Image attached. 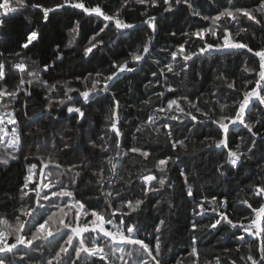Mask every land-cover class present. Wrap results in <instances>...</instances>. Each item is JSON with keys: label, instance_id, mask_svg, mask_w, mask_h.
<instances>
[{"label": "trees", "instance_id": "1", "mask_svg": "<svg viewBox=\"0 0 264 264\" xmlns=\"http://www.w3.org/2000/svg\"><path fill=\"white\" fill-rule=\"evenodd\" d=\"M2 2V0H0ZM61 0H28V3H39L44 7H53ZM193 6L200 11L203 16L214 17L220 10L230 5L237 7L253 8L257 0H192ZM86 6L99 4L102 9L112 14L117 9H121L124 0H84ZM147 9L149 14L157 17V32L152 39L150 57L139 64L129 63L130 67L135 70L124 72L118 80L113 81L110 85V93H100L87 103H84L76 93H72L73 101L67 102L62 107L53 105L52 115L49 116L45 110L47 101L45 96L48 93L37 84L31 85L32 96L27 98V109L22 105L24 99L23 93L16 101L9 103L4 111L15 110L16 119L18 120V132L20 143L18 150L5 148L0 144V158H8L9 163L0 162V217H6L10 222L14 221V214L24 205H31L33 199L28 197L24 201L20 200L21 189L28 175V167L36 163L37 169L34 170V180L39 179V173H44L45 182L51 180L56 188L68 186L73 191L75 199L81 200L86 205V210H96L105 215L113 209L123 206L124 201L117 197L115 199L107 197L106 192L111 190L121 191V195L128 199L136 198L145 199L141 209L129 216L124 217L125 225L135 224L138 231L134 233L136 237L148 243L154 248L156 233L154 228L160 218L166 219V229L162 230L161 235V253L158 257L161 264H193V257L189 255L193 247V237L196 238V244L199 251V264H215V257L220 258V264H231L235 260L236 264H243L241 256H246L251 247L252 254L256 255L259 244L258 237L250 236L243 230L240 224L247 227L254 218L246 205L240 203L241 199H248L253 207H257L261 201L254 197L249 190L250 185L260 183L261 168L258 166L264 158V143L257 139V147L254 150L255 155L252 159L245 161L244 165L238 169L229 171L227 178L222 179L217 176L216 168L219 163H223V156L220 149L208 147L212 140L218 138L219 131L215 124L204 120L200 117L199 123L192 121L190 118L181 115V120L172 121L167 115L156 114L155 122L157 132L154 128H147L144 132L138 133L136 128L146 121L149 115H153V108L166 105L167 101L182 95L188 96L190 100H195L200 96L198 107L203 111L213 109L214 118H218L222 113L219 104L229 105L225 113L231 114L233 104L242 98V93L248 90L252 85L248 81H255L258 76L255 73H246L244 69L257 68L258 58L248 53L246 49L228 51H210L208 53L194 58L195 62L189 61L187 74L180 73L174 76L167 73V83L175 87V92H168L162 86L164 78L153 77L152 72L157 71L165 62L170 60V52L175 50L179 44L183 43L189 37L182 33H191L197 28L211 26V20L201 19L197 16L190 15V10L186 5L181 4L172 12H164L162 7H151L150 5H139L129 0L128 6L120 12V17L126 22L136 24L135 29L127 30L126 37H118L116 30L111 22L109 28L101 33L104 39V47L95 52L94 55L84 58L82 56L83 47L87 46L88 39L103 27L106 23L101 17L95 14L89 16L82 10L65 7L50 13L49 22H41L42 13L40 9H26L23 15H17L6 19L5 26L0 31V52L4 54L7 64L18 61L15 53L20 52L29 65V70L41 67L44 63L56 60V47L61 49L64 59L57 60L54 69H49L43 73V79L49 84L59 82L57 91L53 93L56 99L63 98L62 85L67 82L71 87L83 90L82 78L88 73L100 72L107 75L112 69L111 61L125 59L130 61V53L137 48H141L145 39L150 35L151 30L141 21L145 18L141 15ZM79 21L78 33H73L71 29L75 22ZM221 24L224 22L221 21ZM37 26L41 33V40L34 47L28 50H21L19 45L23 42L26 32L32 26ZM233 36L242 42H246L254 49L264 46V32L254 21L247 18H240L239 23L227 25ZM237 28L247 29L246 32H240L236 36ZM176 35L172 36L171 33ZM209 42H214L211 37H206ZM69 40H73L72 46L68 47ZM201 46V42L195 37L189 39L186 45L187 50H196ZM11 54V55H10ZM159 60L160 64L154 63ZM36 61V64L31 63ZM182 63V62H181ZM223 73L228 81H235L236 90L228 89L225 83L217 81L216 77ZM8 80L9 90L11 86L19 81V74L16 71L9 73ZM23 78L29 77L27 72L23 73ZM77 77L81 79L78 80ZM159 79L160 84L155 81ZM152 82V83H150ZM24 87H29L25 84ZM164 91V96L159 97L157 93ZM213 92L215 95H213ZM119 102V130H120V149L119 151H128L134 146H143L152 153L148 161H143L138 154L129 153L122 161L119 158L117 174L122 179H117L115 187L105 183L100 188L96 183L97 177L93 176L94 172H99L101 167L106 164V157L109 154L115 156L114 147L117 140L116 134L111 131L109 120L110 113L113 111V101ZM149 101L150 103H145ZM207 102V103H206ZM75 104L81 107L85 113L83 119L78 120L77 114H69L66 111L68 106ZM182 106L188 110V105L182 102ZM2 107V102H0ZM264 107L253 100L250 104L252 109L250 114L245 116L246 120L252 121L259 119L264 122V113L260 108ZM25 111L27 115H25ZM194 114L195 111L193 110ZM199 115V114H197ZM58 117V118H53ZM165 123L172 124L171 139H184L185 146L178 147L175 152L172 151L168 140L165 136V129L161 127ZM12 125L6 126V131L10 132ZM264 135V127L257 125L256 129ZM240 137L247 142L250 140V134L240 125L233 126L230 129V141L234 146L241 143ZM7 138H5V143ZM95 143L96 147L92 144ZM68 144L71 147L64 148ZM109 146V152L101 151L100 145ZM243 147V145H242ZM15 156L12 159L7 154ZM165 155H172L175 159L179 157L174 164H170L166 173L167 178L172 182L174 188H166L159 193H150L148 197H143L141 192V183L137 179L141 169H152L154 174L159 176L158 170L153 168V161L163 158ZM50 158V159H49ZM48 167L44 168L43 163ZM59 165V167H57ZM76 165L72 172H68L70 166ZM183 170L188 175V184L193 187V197L186 195V186L180 171ZM51 171L52 176L47 177ZM76 176V181L72 183V177ZM105 175H108L105 168ZM127 185V186H125ZM31 188L32 185L30 184ZM34 198V193L31 194ZM43 195V190L41 191ZM202 197H207L205 201L206 208L216 207L219 209V199L227 197V213L230 219L237 222V227L232 228L225 222H222L217 229H207L204 225L209 224L212 219L216 218V213L207 211L203 216H196L193 213L195 204ZM217 197V204H212L211 198ZM67 198L52 197L49 201H42L44 208L40 209L41 213L51 214L58 212L60 207H64V201ZM157 200L165 201L159 208L155 207ZM67 212L68 209L65 208ZM22 219H27L23 217ZM88 220L91 219L89 216ZM120 216L114 218V223L119 224ZM71 221L75 225L74 212H69L65 222ZM196 222L200 227L197 231L191 230V223ZM85 217L82 215L80 223H85ZM111 230V226H108ZM28 232V227L24 229ZM102 234L85 233V242L91 246V241L95 238L105 247L109 253L108 260L101 261L98 257H89L87 264H141L142 259H148L146 254L139 250V246L123 245L125 252L122 254L124 260H120V253H113L110 249L117 245L110 242L109 238L100 239ZM243 237V239H240ZM66 238V237H65ZM14 241V237L8 240L9 243ZM39 243V242H37ZM74 245L76 241L74 240ZM58 244L51 245L47 242L40 245L39 250L36 244L32 249H26L25 246L19 245L16 255L12 253L0 254L6 256V264H44V260L50 258L57 250ZM26 253V255H25ZM71 254V249L69 250ZM84 254H81L83 260ZM23 257V260H21ZM64 264H68L67 258ZM79 264V262H77ZM149 264L151 261L149 260Z\"/></svg>", "mask_w": 264, "mask_h": 264}, {"label": "snow or ice", "instance_id": "2", "mask_svg": "<svg viewBox=\"0 0 264 264\" xmlns=\"http://www.w3.org/2000/svg\"><path fill=\"white\" fill-rule=\"evenodd\" d=\"M133 3L139 5H150L151 7H162L164 12H172L176 7L184 4L190 10V15L200 17L201 19L211 20V26L197 28L191 33H182V35L189 37H195L196 40L201 42V46L196 50H187L186 45L189 44V39H186L183 43L179 44L175 50L170 52V60L165 62L162 67H159L157 71L151 73L153 77H162L164 78V84L162 85L164 89L168 92H175L176 89L172 85L167 83V73H172L174 76H179L180 73L187 74L190 67L189 61L195 62L194 58H198L205 53L210 51H228L232 52L235 50L246 49L248 53H251L254 57L258 58V67L257 68H245L246 73H255L258 76V79L255 81H248V84L252 85L248 90L243 91L242 98L239 101L234 102L233 109L234 111L231 114L225 113V110L228 109L229 105L227 103H220L219 100H216L215 103L219 104L221 115L218 118H214L213 109L209 108L208 111H203L198 107L200 101V96H197L195 100H190L188 96L182 95L177 98L169 99L166 105L153 108V115H149L145 122L141 123L136 131L138 133L144 132L147 128H154L157 132L159 129L156 128L155 122L157 119L156 114H164L168 116V119L172 121L181 120L182 114L184 117L190 118L192 121L197 123L201 122L200 117H203L204 120L210 121L215 124L218 128L219 135L218 138L211 141L208 147H215L216 149L221 150L223 156V163H219L216 168L217 176L226 179L229 171L238 169L242 167L245 161L252 159L255 155L254 150L257 147V139L264 143V135H262L256 129L257 125L264 127V122L259 119L256 120H246L245 116L250 114L252 109L250 104L253 100L257 101L259 105L264 106V46L254 49L249 46L248 43L237 40L232 32L230 31L228 24L239 23L240 18H247L249 21H254L256 25L260 26L261 31L264 32V0H257L255 7L249 9L247 7H237L235 5H230L228 7L220 10L214 17L203 16L202 13L196 10L193 6L192 0H132ZM129 0H124V3L121 5V9H117L114 13H106L99 4L94 6H86L84 0H61L60 3H57L53 7H44L39 3H28V0H2L0 2V31L3 30L5 26L6 19L23 15L26 9H40L42 13L41 22L47 24L49 22L50 13L56 12L57 10L63 9L65 7H71L74 9L82 10L83 13L91 16L95 14L97 17H101L106 23L103 24V27L100 28L93 36L88 39L87 46L82 49V56L88 58L91 55H94L96 51L104 47V39L101 36V33L105 32V29L109 28V23L111 22L116 30L118 37H126L127 30L135 29L138 26L133 23L126 22L120 17V12L124 7H127ZM145 17L142 21V25H146L148 29L151 30L153 35L147 37L142 44L141 48H137L130 53V61L125 59L123 62L119 60L111 61L110 68L112 69L107 75L97 72L95 75L88 73L82 78L83 90L75 87H71L67 82H65L61 87L63 89V98L56 99L53 97V93L57 91L59 82L49 84L47 80L43 79L42 74L47 73L49 69H54L56 66V61H62L64 59L63 53L59 46L56 47V60L44 63L41 67L37 64V67L29 70V65L26 63L25 58L21 56L20 52L15 53L19 58L18 61L13 62L12 64H7L4 54L0 52V102H2V107H0V144L4 145L5 148H11L13 150H18V145L20 143V135L18 132V120L16 119L15 110L4 111V108H7L9 103L16 101L20 98L21 93H23L24 99L21 101L25 110L28 106L27 98L32 96L31 85L34 83L39 87L43 88L48 95L45 96L47 101L45 110L49 116L52 115L53 105L57 107L64 106L67 102L73 101L72 93H76L79 98L82 99L84 103H87L90 98L99 95L100 93H110V85L113 81L118 80L120 75L124 72H132L135 69L129 66V63L139 64L142 61H145L146 58L150 57V50L152 47V39L154 34L157 32V17L155 15L149 14L147 9L141 13ZM224 23L221 24L220 22ZM79 21L75 22V26L71 29L73 39H75V34L78 33ZM246 32L247 29L237 28L236 36H239L240 32ZM172 36H175L176 33H171ZM206 37H211L214 42H209ZM3 37L0 36V39ZM41 40V33L37 26H32L26 32L23 42L19 45L20 49L28 50L30 47H34ZM73 40H69L68 47L72 46ZM264 43V41H262ZM11 55V54H10ZM154 63L157 65L160 64L159 60H154ZM182 62V63H181ZM31 63L36 64V61H31ZM11 71H16L20 75L19 81L17 84L11 86L9 90L8 80L10 79L9 73ZM27 72L28 79L23 78V73ZM80 80V77H77ZM217 81H221L226 84L228 89L236 90L235 81H228L223 73H220L216 77ZM152 83V82H150ZM156 84H160V80L155 81ZM27 84L29 87H24ZM164 91L157 93L159 97L164 96ZM213 95L215 93L213 92ZM182 102L188 105V110L182 106ZM145 103H150L145 101ZM207 103V102H206ZM195 113L199 114H194ZM66 111L69 114L76 113L77 119H83L85 113L82 111L81 107H76L75 104L68 106ZM260 111L264 113V107L260 108ZM25 115L27 112L25 111ZM58 118V117H53ZM109 120L110 129L113 131L117 140L115 141V149L117 150L115 156L109 154L106 157V164L101 167L99 172H94L93 176L97 177L96 183L100 188H103L105 183L111 184L115 187V181L117 179H122L117 174L118 163L115 162L117 158L120 161L124 157L129 156V153L138 154L143 161H148L149 157L152 156V153L145 149L143 146H134L128 149V151L121 152L119 137L121 135L118 124H119V102L113 101V111L110 113ZM12 125L11 131H6V126ZM240 125L247 130L250 134V140L245 142L243 137H240L241 143L235 144L234 146L230 141V129L233 126ZM163 127L165 131V136L168 140V143L173 152L176 151L178 147L183 148L185 146L184 139H171L172 137V124L165 123ZM5 138L7 142L5 143ZM243 145V147H242ZM93 147H96L95 143L92 144ZM71 147L68 144L64 145V148ZM101 151L108 153L109 146L103 144L100 145ZM12 159H15V156L7 154ZM50 159V158H49ZM179 157L176 156L175 159L172 155H165L163 158H158L153 161V168L158 170L159 176L154 174L152 169H141L137 179L141 183V192L143 197H148L150 193H159L161 190L166 188H174L172 182L167 178L166 173L168 171L169 165L174 164ZM0 162L4 164L9 163L8 158H0ZM41 163L43 160L41 159ZM258 166L261 168L260 176L261 182L250 185V191L254 197H258L261 203L257 207H253L252 203L248 199H241L240 203L246 205L247 208L254 213V218L251 219L249 226L244 227L243 224H240L243 227V230L248 233L250 236L258 237L259 244L257 247L256 255L252 254L251 247L249 246V251L246 256H241L240 260L243 264H264V158L261 159ZM38 165L36 163L31 164L28 167V175L25 178V182L21 189L20 200L24 201L26 197L33 199L31 205L22 204L21 207L17 210V214H14V221L10 222L6 217H0V254L12 253L16 255L14 250L19 251L18 246L23 245L26 249H32L33 244H36V249H40L42 243L47 242L51 245L53 243L58 244L57 250L51 255L50 258L44 260V264H64L65 257L67 258L68 264H87L89 257H98L101 261H107L109 258V253L105 251V247L100 244L97 239L91 241V246L85 242L84 234L85 233H96L97 235L102 234L100 239L104 237L109 238L110 242L117 245L115 248L110 249L113 253H120V260H124L123 253L125 248L123 245H133L139 246V250L146 254L148 259H142L141 264H161V260L158 258L161 253V235L162 230L166 229V219L160 218L158 223L154 228V232L157 234L155 238L154 248L150 247L148 243H145L144 240L139 239L134 235L138 231L135 224L125 225L124 217L131 215L132 213L137 212L141 209V206L145 203V199L136 198L128 199L121 195V191L109 190L106 192V196L110 198H121L124 203L121 208L113 209L108 214V219L105 218V215L101 212H98L94 209L86 210V205L83 201L75 199L73 191L69 190L68 186H61L57 190L56 185L48 180L45 182L44 173L41 171L39 173V179L34 180V175ZM43 167L47 168L48 164L43 163ZM59 167V165H57ZM76 165L70 166L68 172H72V169ZM105 168H107L108 175H105ZM79 173L77 172L75 176L72 177V183L76 181V176ZM181 177H183L184 184L186 186V195L188 197H193V187L188 184V175L181 170ZM52 172L47 173V177H51ZM32 185L30 188L29 185ZM127 186V185H125ZM43 190V195L41 191ZM34 193V198L32 197ZM52 197L57 198H67L64 201V207H60L58 212H52L51 214L41 213L39 210L44 208L42 201H49ZM194 198V197H193ZM207 197H202L199 202L195 204L193 208V213L196 216H203L207 211H212L216 213V218L204 225L207 229H217L218 226L225 222L227 225L232 228L237 227V222H234L229 218L227 213L228 200L227 197L219 199V209L216 207L206 208L205 201ZM218 198L212 197V204H217ZM162 203L165 201L157 200L155 207L159 208ZM65 208L68 211H65ZM69 212H74L75 225L69 221L65 222V218L68 216ZM85 217V223L80 224L81 216ZM120 216L119 224L114 223V218ZM91 217L88 220V217ZM26 217L27 219H22ZM108 226H111V230ZM28 227V232L25 233L24 229ZM200 225L196 222L191 223V230L193 232L197 231ZM14 237V241L9 243L8 240ZM66 237V238H65ZM243 239V237H240ZM74 240L76 244L74 245ZM39 242V243H37ZM193 247L189 255L193 257V264H199V251L196 244V238L193 237L192 240ZM71 249V254L69 250ZM84 254L83 260L81 259V254ZM26 255V253H25ZM23 260V257H21ZM0 264H6V256L0 255ZM17 264H20L18 261ZM215 264H220V258L215 257ZM231 264H236V261H231Z\"/></svg>", "mask_w": 264, "mask_h": 264}, {"label": "rangeland", "instance_id": "3", "mask_svg": "<svg viewBox=\"0 0 264 264\" xmlns=\"http://www.w3.org/2000/svg\"><path fill=\"white\" fill-rule=\"evenodd\" d=\"M81 225H83L84 223H80Z\"/></svg>", "mask_w": 264, "mask_h": 264}]
</instances>
